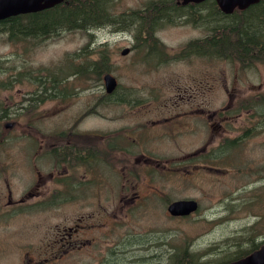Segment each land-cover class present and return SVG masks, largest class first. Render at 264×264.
Listing matches in <instances>:
<instances>
[{"label": "rangeland", "instance_id": "1", "mask_svg": "<svg viewBox=\"0 0 264 264\" xmlns=\"http://www.w3.org/2000/svg\"><path fill=\"white\" fill-rule=\"evenodd\" d=\"M147 1L150 0H108L106 5L120 13L141 10V5ZM155 1L159 0H152ZM118 18L121 19L119 14ZM96 20L82 27H65L39 37L29 33L11 35L9 25L7 32H0V111H5V117L0 120V174L8 170L7 183L14 191L35 183V177H22L24 169L32 168L36 145L53 139L22 140L17 135L20 129L32 130L34 127L48 134L54 126L60 127L58 131H65L76 123V131L86 125L120 127L109 117L113 113L118 117L124 116L123 110L158 111L153 117L144 115L138 119L147 120L149 125L160 119L156 116H163L161 118L168 121V125L162 127L168 132V139L154 145L149 162L158 173L167 169L173 177L156 182L159 195L152 191L146 201V206L151 209L142 207L146 211L142 214V227L149 229L147 233L141 232L130 238L123 233L134 232L133 229L124 230L119 226L121 235L117 239L120 244L115 247L114 259L108 264H170L176 255L172 253L176 250L180 254L184 247L203 256L200 263L218 264L232 259L237 252L249 253L253 245L258 249L264 243V117L246 110V103L251 102L254 106L255 102L264 99V64L256 63L243 69L237 63L208 53L191 60L180 58L186 40L194 35L200 39L204 35L203 29L195 28L194 24L176 27L180 23L163 26V30L156 32L157 42L163 46L162 54L149 52L154 40L148 43L141 39L140 43L136 38L134 52L122 57V48L133 45L135 25L118 23L115 29L122 32L118 34L115 29L107 32L105 27L99 28L109 24L107 20ZM216 24L210 29L205 25L207 31L209 29L213 34ZM43 25V22L31 20L30 24L24 25L21 34L43 31ZM241 29L249 34L253 27L243 22ZM188 31L189 36L185 37ZM157 47L161 49L159 45ZM166 51L172 52L164 54ZM148 55L154 58L149 59ZM105 57L110 59L103 69ZM106 73L118 81V89L114 92L118 100L115 102L101 99L105 94L103 76ZM235 92L237 98L229 102V94ZM193 93L201 95L200 101L186 100V96ZM177 97L181 100H175ZM33 100L37 102L32 106ZM186 108L201 111L190 113ZM82 115L86 117L82 119ZM101 115L108 117H92ZM194 119L199 120L197 128L193 127ZM6 122L13 123L12 129H4ZM119 122L128 124V119L121 117ZM125 129L134 136V143L121 140L135 148L140 141L154 143L160 127H144L138 138L133 125ZM185 131L189 133L183 136ZM118 133L123 135L124 131L120 129ZM55 137L60 138L61 134L57 133ZM160 152L166 156L160 157ZM137 169L138 173H143L145 167L139 163ZM119 179L123 183L129 180L127 177ZM55 180L64 184V177H55ZM0 187V190L6 189L1 177ZM100 188V194L108 195L110 190L119 189L118 179L103 177ZM96 189L97 186L91 184L84 193L90 196ZM63 191L56 194L58 201L65 196ZM186 199H194L199 205L198 210L188 216L173 218L162 209L167 200ZM80 201L76 199L57 205L55 210L37 213L23 210L17 214L9 210L0 213V221H8L15 227L24 224L21 227L30 233L32 229L26 223L39 222L41 228L45 224L52 226L74 220L81 215L77 208ZM83 201L86 205L84 215L94 218L100 215L106 222L116 224L121 221L118 212L123 204L118 198L104 200L102 207L94 199ZM125 212L123 210L121 216ZM131 213L129 219L136 221L139 214L131 216ZM4 235L0 229V239ZM161 237L165 244L162 255L134 256L131 248L126 247H132L134 242L144 245L147 240L160 246ZM0 264H15V260L9 254L2 255Z\"/></svg>", "mask_w": 264, "mask_h": 264}, {"label": "flooded vegetation", "instance_id": "2", "mask_svg": "<svg viewBox=\"0 0 264 264\" xmlns=\"http://www.w3.org/2000/svg\"><path fill=\"white\" fill-rule=\"evenodd\" d=\"M107 1L102 0L103 4L102 2L100 3L101 10L99 19L107 20L109 24L102 25L99 28L105 27L107 32H112L116 28L115 26L122 21L127 26L135 25L136 37L133 38V45L122 48L120 52L122 57H127L134 52V41L136 38L139 39L140 43L141 39H145L148 43L154 40V44L149 47V52L153 55L162 54L163 46L157 42L156 32L163 30L161 28L163 26H174L179 23L176 27L194 24L195 28L199 30L203 29L201 32L204 33L200 39H197V35H194L193 38L185 41L181 48L183 50L179 55L180 58L191 60L196 59L198 55H205L207 53L216 57L217 49L215 48V44L217 40L215 34H212V31L209 29L211 25H215L217 17L221 18L230 15L222 11L216 0H159L155 2L150 0L141 5V10L131 9L120 13L114 7L110 9V5H106ZM68 2L69 0H63L62 3L68 4ZM47 10L48 8H44L35 12L18 14L1 19L0 32H2L1 34L7 32L9 25L12 31L11 35L17 34L18 36H24L27 33L35 37L50 35V32L39 30L21 34L24 25L30 22L31 17L44 15ZM118 14L122 20L118 18ZM157 16L162 18L153 20ZM9 18H15V21L7 23L6 20ZM23 19H25L24 23L21 22ZM205 25L209 26L208 31ZM120 27L118 25V29ZM73 30L67 29V31ZM114 31L118 34L122 33L117 29ZM164 31L166 30L164 29ZM188 33L190 32H186L185 37L189 36ZM171 52L166 51L164 54H171ZM148 56L149 59L154 58L152 55ZM109 59L105 57L102 62L103 69L106 68L105 64L109 63ZM106 60L108 61L107 63ZM103 86L105 94L101 99L105 98L106 101L112 102L117 101L118 99H116L114 92L118 89V81L114 89L110 92H106L104 78ZM236 98V92L229 94V102H232ZM200 99V94L193 93L186 96L188 102L200 101ZM175 100L181 99L177 97ZM39 101L41 102V100ZM35 102L37 101L33 100L30 105L33 106ZM182 107L185 108V105ZM186 111L192 113L201 110L186 108ZM156 112L158 111L123 110L124 116L121 115L118 117H115L113 113L109 117L114 118L115 123L120 127L114 125H86L82 126L80 131H76L75 127L78 125L76 123L75 126L65 131H58L60 127L54 126L48 134L34 127L32 130L20 129L17 131L19 139L22 140L29 138L33 141L40 142L44 137L52 138L53 140L51 142L46 141L45 143H41L39 146L36 145L32 154L34 158L32 168L24 169L22 177H35V183L31 187L29 185V188L26 187L19 191H14L10 183H7L6 177H10L8 170H5L6 173L0 174L3 186L5 183L6 188L5 190H0V213H5L9 210L17 214L23 212V210L29 213H37L49 209L55 210L57 205L81 199L77 206L81 210V215L76 216L70 222L62 221L54 223L52 226L51 224H45L41 228H39L41 224L39 222L26 223L27 227H30V230L32 229L30 233L26 232V228L21 227L24 224L15 227L13 226L14 224L8 221H0V229L5 234L0 239V256H8L9 254L15 260V264H53L62 261L65 264H89L91 262L93 264H108L114 259L112 252L120 244L117 239L121 235L119 232L120 227L124 230L133 229L134 232L128 233L126 231L123 233L124 236L129 235L130 238L141 232L147 233L149 229L142 227V214L146 213L142 207H147L146 201L152 191H155L159 195L158 187L155 185L156 182H162L165 177H173L172 173H167V169H163V173H158L149 162L152 152L154 153V145L158 142L164 143L168 139V132L162 129V127L168 125V121L165 118H161L163 116H156V118L160 119H156L155 124L149 125L147 120H139L138 118L144 115H151L153 117V113ZM0 114L5 116V111H0ZM133 115L137 118L134 119ZM81 117L84 119L86 116L82 115ZM92 117L108 116L101 115ZM121 117L128 119V124L118 123V119ZM179 122H181L180 119ZM194 122L196 124L193 127L197 128L199 120L194 119ZM128 125L135 127L137 138L139 137V131L144 127H160V130L156 132L157 140L154 143H143L140 141L135 148L125 144L121 139L134 143V136L125 129ZM4 129L7 128L4 126ZM120 129L124 131L123 135L118 133ZM57 133L61 134L60 138L55 137ZM188 133L189 131H185L182 135L184 136ZM42 146L54 149L48 150L42 148ZM159 156L163 157L166 155L160 152ZM139 163L145 167L143 173H138L137 165ZM169 170L173 171V169ZM188 171H191V169L189 168ZM55 177H64V184L56 181ZM103 177H116L118 179L119 189L110 190L108 195L100 194ZM119 177H127L129 180L127 179L123 183L120 182ZM55 184L59 187H56ZM91 184H95L97 189L92 190L90 196H87L84 190ZM62 191L65 193V196L61 197L58 201L56 194ZM161 197L167 196L161 195ZM85 198L87 200L94 199L101 207L103 206L104 200L114 201L118 198L119 203L123 204V207L119 209L120 212H118L121 221L116 224L113 221L106 222L104 217L100 215L96 218L93 215H84L83 210L86 208V205L83 199ZM172 202L174 201L167 200L162 207L167 216L169 215V205ZM69 208L72 209L71 207ZM147 208L151 209V207ZM198 208L199 205L197 206V210ZM123 210H126V212L121 216ZM130 213L131 216H136L137 213L139 214L136 216L138 217L136 221L129 219ZM112 216L114 217L115 214H112ZM173 217L178 218L180 216ZM40 234L42 237H40ZM14 235H19L20 237H14ZM134 243L132 247L126 245L127 248H131L133 251L131 254L134 256L143 255L147 258L164 253L163 246L165 244L162 237L161 241L158 242L160 246L154 244L152 240H147L144 245H141L142 242ZM152 252L154 254H151ZM199 258L203 259V256Z\"/></svg>", "mask_w": 264, "mask_h": 264}, {"label": "trees", "instance_id": "3", "mask_svg": "<svg viewBox=\"0 0 264 264\" xmlns=\"http://www.w3.org/2000/svg\"><path fill=\"white\" fill-rule=\"evenodd\" d=\"M101 2L102 0H71L68 4L61 3L48 9L44 15L31 17L30 22L31 20L33 22H43V31L50 33L65 27H82L86 23L99 19ZM74 12L77 14H74ZM157 18L159 16L154 19ZM63 19L66 21H62ZM252 20H255V23ZM13 21H15V18L6 20L7 23ZM243 22H248L253 27L249 34L242 31L241 24ZM213 31L217 40L215 48L220 49L216 51V57L237 63L243 69L250 68L256 63L264 64V0H260L259 3L248 7L244 11L236 10L229 16L217 17V24ZM231 37L232 40H230ZM246 104V110L252 111L261 118L264 117V99L255 102L254 106L251 102ZM256 247V245H253L250 250ZM184 248L181 249L184 251L180 254L176 250L172 253L176 255L171 259L170 264H203L200 263L198 254ZM243 254L245 252H237L234 257H239Z\"/></svg>", "mask_w": 264, "mask_h": 264}, {"label": "water", "instance_id": "4", "mask_svg": "<svg viewBox=\"0 0 264 264\" xmlns=\"http://www.w3.org/2000/svg\"><path fill=\"white\" fill-rule=\"evenodd\" d=\"M59 1L60 0H0V19L14 14L36 11L41 8L52 6ZM258 1L259 0H217L221 9L226 13L232 12L236 6L243 10ZM104 78L107 91L112 90L116 85L115 79L109 74L105 75ZM196 208L197 203L195 201L180 200L170 204L169 212L172 215H187L195 211ZM225 264H264V244L248 255Z\"/></svg>", "mask_w": 264, "mask_h": 264}, {"label": "bare ground", "instance_id": "5", "mask_svg": "<svg viewBox=\"0 0 264 264\" xmlns=\"http://www.w3.org/2000/svg\"><path fill=\"white\" fill-rule=\"evenodd\" d=\"M63 2V0H60L59 2H57V3H55V4H53L52 6H50V7H48V9H51V8H53V7H55L56 5H58V4H60V3H62ZM78 12V11H77ZM73 13V12H72ZM74 14H77V13H75L74 12ZM78 14H79V12H78ZM70 15V14H69ZM79 17V16H78ZM58 18H59V16H58ZM67 18V17H66ZM61 19V18H60ZM73 20H74V17H73ZM62 21H66V20H62ZM72 21V20H71ZM68 23V22H67ZM78 23V22H77ZM81 23V22H80ZM70 24V23H69ZM74 24V23H73ZM61 30V29H60ZM262 42V41H261Z\"/></svg>", "mask_w": 264, "mask_h": 264}]
</instances>
